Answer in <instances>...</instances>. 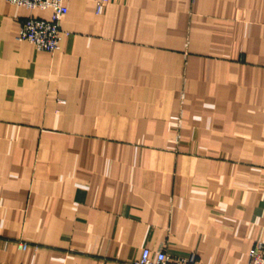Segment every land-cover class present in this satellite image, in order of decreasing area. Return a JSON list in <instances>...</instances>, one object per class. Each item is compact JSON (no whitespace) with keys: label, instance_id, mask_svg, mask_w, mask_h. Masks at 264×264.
<instances>
[{"label":"crops","instance_id":"0c3cea01","mask_svg":"<svg viewBox=\"0 0 264 264\" xmlns=\"http://www.w3.org/2000/svg\"><path fill=\"white\" fill-rule=\"evenodd\" d=\"M0 0V264H249L264 241V0ZM27 245V250L20 246Z\"/></svg>","mask_w":264,"mask_h":264},{"label":"built area","instance_id":"2783aa9c","mask_svg":"<svg viewBox=\"0 0 264 264\" xmlns=\"http://www.w3.org/2000/svg\"><path fill=\"white\" fill-rule=\"evenodd\" d=\"M9 4L34 12L50 11L49 19L30 16L21 22L18 41L30 43L36 51L53 54L62 45L67 34L62 30L63 19L68 14L67 0H6ZM108 0H102L97 4V12L107 6ZM27 250V245L20 246ZM135 264H201L195 255L187 258H174L165 252H159L152 256L150 250L145 249L141 258ZM249 264H264V241L258 242L249 252Z\"/></svg>","mask_w":264,"mask_h":264}]
</instances>
